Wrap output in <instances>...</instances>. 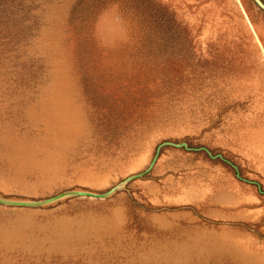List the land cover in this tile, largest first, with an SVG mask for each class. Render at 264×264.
<instances>
[{"label": "rangeland", "instance_id": "obj_1", "mask_svg": "<svg viewBox=\"0 0 264 264\" xmlns=\"http://www.w3.org/2000/svg\"><path fill=\"white\" fill-rule=\"evenodd\" d=\"M157 151L106 198L0 203V264H264V10L0 0L1 198L104 193ZM175 170L259 183L260 221L235 247L221 220L163 246L146 181Z\"/></svg>", "mask_w": 264, "mask_h": 264}, {"label": "crops", "instance_id": "obj_2", "mask_svg": "<svg viewBox=\"0 0 264 264\" xmlns=\"http://www.w3.org/2000/svg\"><path fill=\"white\" fill-rule=\"evenodd\" d=\"M194 174V171L183 173L175 170L173 173H163L155 180L146 181L149 184L147 202L160 208L153 215L157 218L159 228L164 230L161 243L163 246L182 243L183 236L178 239L182 233L188 237L199 226L210 225L214 228L216 224L212 221L221 220L224 221L223 229L228 233L225 243L235 247L246 236L242 226L246 222L261 219L263 192L260 184L255 183L259 195L255 192L248 194L253 182L241 178L239 172L236 173L237 178L221 171L209 175L201 173L202 177ZM234 250L237 251L236 248Z\"/></svg>", "mask_w": 264, "mask_h": 264}, {"label": "water", "instance_id": "obj_3", "mask_svg": "<svg viewBox=\"0 0 264 264\" xmlns=\"http://www.w3.org/2000/svg\"><path fill=\"white\" fill-rule=\"evenodd\" d=\"M254 2L257 4V6L260 9L264 10V1L263 0H254ZM164 145H174V146H178V147L183 145L186 148H188L186 143L177 144V143H173V142H164L160 145V147L164 146ZM207 151L211 155L209 150H207ZM158 153H159V151H157L155 158L153 159V161L151 162V164L149 165V167L145 171L127 177L124 181H122L121 183H119L118 185L114 186L112 189H110L104 193H95V192L85 191V190H72V191H67V192L61 193L59 195H56L54 197H50L48 199H43L40 201L11 200V199H5V198L0 197V203L7 204V205L39 206V205H45V204L54 202V201L59 200L63 197L71 196V195L72 196H89V197H94V198H106L109 195H111L112 193H114L115 191H117L118 189H120L125 183H127L130 180H133L135 178L141 177L146 172H148L153 167V165L155 164V161L158 157Z\"/></svg>", "mask_w": 264, "mask_h": 264}]
</instances>
